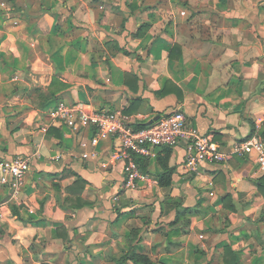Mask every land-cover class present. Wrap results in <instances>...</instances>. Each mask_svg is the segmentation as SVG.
Segmentation results:
<instances>
[{"label":"crops","instance_id":"crops-1","mask_svg":"<svg viewBox=\"0 0 264 264\" xmlns=\"http://www.w3.org/2000/svg\"><path fill=\"white\" fill-rule=\"evenodd\" d=\"M59 100L121 110L135 127L179 108L224 150L264 141V0H0V160L30 158L0 218V264H117L130 248L156 264H225L227 248L264 264L254 152L192 171L183 144L158 147L135 156L150 180L124 188L117 139L82 147L89 128L41 130ZM176 203L199 212L168 240Z\"/></svg>","mask_w":264,"mask_h":264},{"label":"built area","instance_id":"built-area-1","mask_svg":"<svg viewBox=\"0 0 264 264\" xmlns=\"http://www.w3.org/2000/svg\"><path fill=\"white\" fill-rule=\"evenodd\" d=\"M48 113L49 122L41 127L43 132L53 124L64 125L74 132L91 129L89 140L80 142L82 147H94L106 138L117 139L119 143L111 152L110 159L122 162L124 188H135L139 181L150 180V176L141 171L136 155L154 157L155 148H171L180 144L185 148L184 164L192 171H197L202 162H222L232 155L246 156L251 152L255 153L257 165L264 169V141L255 132L234 141L228 150H224L211 134L202 133L191 125L179 108L160 114L158 119L140 128H136L121 110L95 109L81 102L59 100ZM259 126L256 123L255 129ZM94 154L92 149L81 153L83 157ZM29 160V156L22 155L0 160V187L8 188L9 195L8 198L0 195V218L7 216L10 202L16 200L23 178L30 168Z\"/></svg>","mask_w":264,"mask_h":264},{"label":"trees","instance_id":"trees-1","mask_svg":"<svg viewBox=\"0 0 264 264\" xmlns=\"http://www.w3.org/2000/svg\"><path fill=\"white\" fill-rule=\"evenodd\" d=\"M128 52V51H127ZM146 125H137L136 128L144 127ZM138 161V160H137ZM141 171L145 172L142 168ZM171 173L172 169H165L159 174V184L163 186H168L171 183ZM259 187L264 191V179L260 182ZM176 213L175 217L172 221L167 223V227L169 230L165 233V237L168 240L172 239V236L178 237L183 233H186L189 229L190 220L185 217L187 213H195L199 212V208L195 206H182L178 203L175 204ZM137 232V229L131 230L130 235ZM174 247H178L180 245L179 241H173ZM169 251V247L166 248ZM227 251L230 255H232L233 259L227 260L225 264H239L234 257V253L227 248ZM131 261L133 264H156V262L152 261L147 254L139 253L134 248H130L123 256H121L117 260V264H121L124 261Z\"/></svg>","mask_w":264,"mask_h":264},{"label":"water","instance_id":"water-1","mask_svg":"<svg viewBox=\"0 0 264 264\" xmlns=\"http://www.w3.org/2000/svg\"><path fill=\"white\" fill-rule=\"evenodd\" d=\"M159 116H160V114H156L155 116H153L150 120H148L146 122V125H148V124L152 123L154 120L158 119Z\"/></svg>","mask_w":264,"mask_h":264}]
</instances>
